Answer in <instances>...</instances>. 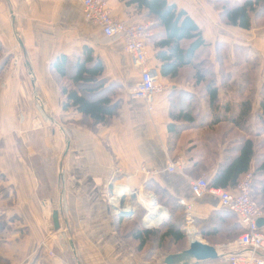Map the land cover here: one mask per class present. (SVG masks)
I'll list each match as a JSON object with an SVG mask.
<instances>
[{
    "label": "crops",
    "instance_id": "1",
    "mask_svg": "<svg viewBox=\"0 0 264 264\" xmlns=\"http://www.w3.org/2000/svg\"><path fill=\"white\" fill-rule=\"evenodd\" d=\"M167 1L185 10L202 29L213 61L217 43L229 47L230 57L233 45L246 50L250 42L264 43V36H259L264 28L242 30L223 24L207 0ZM108 9L112 17L123 22L147 20L144 12L136 9L129 0H109ZM74 20L80 24L84 21L81 4L76 1L0 0V37L12 35L7 39L11 43L15 29L22 33L25 45H48L47 52H54V56H30L31 69L37 83L42 84L46 108L59 110L62 101L48 73L50 61L57 54L78 51L85 43H89L103 60L105 77L122 87L119 116L113 124L98 127L95 133L76 124L81 117L77 112H62L61 117L67 121L69 129V141H66L62 156L58 158L53 154L50 138L47 137V143L44 141L56 161V175L59 166L64 173L63 182L57 175L53 196L50 190L48 197L40 198L34 171L22 162L20 154L12 152L6 156L5 166L0 171L10 189L0 196V203L7 207V216H17L21 221L19 227L5 234L0 252L10 264H163L167 254L161 255L159 250L147 247L138 252L137 243L129 236L130 230H124L126 225L135 221L138 209L143 213L142 223L153 202V196L150 197L152 191L146 190L145 184L154 182L175 199L188 201L195 217L206 218L212 211L221 209L220 204L211 196L193 198L189 181L195 176L188 170L192 165L190 159L185 160L182 172L166 170L169 160L176 158L168 153L167 144L169 89L173 88V83L162 79L168 90L155 96L153 109L148 111L143 100L130 95L129 90L138 80V75L122 41L105 38L97 26L103 38L96 40L95 37L92 42L74 41ZM159 32L160 29L151 27L146 40L152 64L155 52L152 41ZM87 34L88 30H83L82 39ZM178 88L194 91L185 82ZM197 151L188 152L182 142L178 152L173 154L184 152L193 158ZM219 161L205 172L208 179ZM121 189L126 192L124 205L134 210L130 218L117 216L110 207V197ZM45 204L49 209L46 210ZM54 211L58 213L56 223ZM260 227L264 230V224ZM188 242L189 237L185 245L174 253L184 250ZM216 248L222 258L192 261L191 264H226L224 256L238 250L233 242Z\"/></svg>",
    "mask_w": 264,
    "mask_h": 264
},
{
    "label": "trees",
    "instance_id": "2",
    "mask_svg": "<svg viewBox=\"0 0 264 264\" xmlns=\"http://www.w3.org/2000/svg\"><path fill=\"white\" fill-rule=\"evenodd\" d=\"M207 1L223 24L242 30L264 26V0ZM129 3L144 12L145 19L153 21V28L160 29L152 41L154 65L160 77L174 85L169 89L168 100V153L180 149L182 133L188 127L202 131L195 139H202L204 144L190 158L192 165L188 169L194 178L207 172L218 159L217 168L208 179L209 186L233 189L240 178L251 171L253 192L250 195L264 211V138L258 147L254 138L248 136L250 124L256 120L255 138L264 137V83L259 87L256 85L258 59L247 52L237 56L233 71L230 66L226 67L233 59L228 56V46L217 43L213 63L202 29L185 10L167 0H129ZM1 52L0 42V55ZM7 60L4 57L0 62V74ZM49 72L61 96V111H74L81 115L77 125L95 133L98 127L113 124L119 116L121 84L110 82L105 77L104 62L93 47L84 44L79 53L57 54L49 63ZM183 82L191 85L194 91L178 88ZM254 102H257L256 107ZM223 124L232 128L218 131L220 136L216 139V127ZM233 130L241 134H233L227 140V134ZM257 149H260L258 153ZM40 156L49 182L53 184L50 187L53 196L58 180L56 161L46 149L41 150ZM145 189L158 197L157 202L166 206L169 216L162 220L160 228L148 229L142 225L143 213L138 209L133 219L136 224L130 228L129 236L137 243L138 252L147 247L172 254L186 242L185 209L154 182L148 181ZM192 218L202 239L212 246L216 243L213 239L219 235L233 240L244 232L238 217L223 208L212 211L206 218L193 214ZM14 219L20 221L17 216L7 218L0 214V246L9 231L8 221ZM0 264H10L1 252Z\"/></svg>",
    "mask_w": 264,
    "mask_h": 264
},
{
    "label": "rangeland",
    "instance_id": "3",
    "mask_svg": "<svg viewBox=\"0 0 264 264\" xmlns=\"http://www.w3.org/2000/svg\"><path fill=\"white\" fill-rule=\"evenodd\" d=\"M146 21H151V20L147 19ZM261 28H264V26ZM253 29H259V28H253ZM83 30H88V34L83 35V39H82L81 32ZM72 32L74 34V41L76 40L79 43L82 40H84L83 42H92L96 38H97L96 40H98V38L100 37L103 38L102 35L99 33L98 29L96 28V26L86 22L85 20L83 21L82 24L74 20L72 25ZM256 32L259 31H255L254 33ZM261 32L262 33L259 34V36H264V29L261 30ZM14 33H15L13 37L14 39L12 38L11 43H8L7 39H9L12 35L0 37L2 38L0 39V42L2 44L0 62L4 57H7L8 59L6 65L3 67V70L0 74V170L1 167L3 168V166H5L7 155H9L12 152L15 155L20 154V156L22 157L21 159L22 162L26 166H28L32 171H34V174L38 180L39 188H40L38 190V195L41 197L45 194L46 195L49 194L52 188L51 186L53 184L52 182L51 183L49 182L48 175L44 168L45 166L43 160L40 156V152L41 150L46 149L49 151L50 156H52L51 150L46 146L47 143L46 139L48 137L51 140L49 141V143L52 145L51 148L53 154L54 155L56 154V157L60 158L64 152L66 141H69L68 140L69 129L67 128L68 127L67 121H64L63 118L61 117L63 116L64 113V112L62 113L61 109L56 110L54 108H49V106L48 108H46V101L44 99L45 94L44 95L42 94V88L40 87L42 86V84L40 82L37 83L36 77L34 76V72L31 69L30 56H54L53 54L54 52H47L48 45L35 44V43L33 44L31 43L30 45H25L23 42L22 33L15 29H14ZM252 43L250 42V45L245 47L247 48L246 50H244V48H240V47L238 48L233 45L232 46L233 50H231V55L233 59L231 63L228 62L229 65H226V67L230 66V69L234 71L235 70L234 61L238 59L237 56H241L245 52L249 53L251 56H255L259 61L258 72L256 75L257 76L256 85L257 87H259L261 86L262 82L264 83V43H259V44L256 43L252 44ZM87 45L90 46L89 43ZM80 51L81 49H78V51L73 52L71 54L79 53ZM228 56H229V52H228ZM211 61L214 63L213 60ZM48 71H49V65H48ZM48 73L52 82H54V78L52 77L51 73L50 72ZM197 88H198L197 90H200V87ZM256 104L257 102H254V107H256ZM56 111H58V113ZM188 128H189L188 130L182 133L183 143H185V146L189 152H194L196 151V149H201L204 144L202 139L201 141L195 139V136H197L202 131L190 127ZM231 128L232 127L229 126L228 124L219 125L218 127H216L217 134H215L214 137L217 139L220 136V133L218 131L222 129L228 130ZM257 128L258 126L256 124V120L255 121L253 120V124H250V129H249L250 132H248V136L251 135V137L254 138L257 146L260 147V144L264 137L260 135L259 137L255 138L254 134ZM233 134L240 135L241 132L239 131L235 132L233 130V132L227 134L226 136L227 140ZM224 145H227V143H225ZM259 151L260 149H257V153ZM174 152H178V150ZM172 155H174L173 157L181 156L186 161H188L191 158V157L189 158V155H186L184 152H182V154L172 153ZM57 175L59 181L63 182L64 173L60 166L58 167ZM201 175H205V173L199 174V176ZM9 189L10 188L7 185L6 179L4 178L3 173H1L0 171V196H3L4 193L9 192ZM252 192L253 191L251 190L250 193ZM151 195L156 201V206L159 207L162 206L166 208L165 205H162L157 202L158 197H156V195L153 192ZM44 207L46 208V210L49 209V206L47 204H45ZM154 208L151 207L148 208V212H150ZM148 212H146V214H148ZM0 214H3L7 218L12 217V216L10 217L7 216L9 214L7 207L2 205L1 203H0ZM168 214H169L168 210L167 212L165 211V215L162 217L163 219H161V222L165 218H168L169 216ZM20 221L16 219L8 221L9 232L15 230L16 227H19ZM231 222H233V220ZM135 224L136 221H131L129 225H126L127 227L126 226L124 227V230L128 228H129L128 230H130V228H133ZM160 224L150 227L147 226V228L158 229L161 227ZM193 228L195 230V234L197 233V235L195 236H197L203 242H207L206 240L202 239L199 231L197 230L196 227H194V225ZM184 230L186 232V237L188 238L187 236L188 229L185 228V217H184ZM213 240L216 242L214 244L215 247H220L221 245H228L229 243L235 241V239L233 240L224 239L222 235L217 236V238ZM150 247L152 248V246ZM159 252L161 253V255L166 254V252H162L161 250H159Z\"/></svg>",
    "mask_w": 264,
    "mask_h": 264
},
{
    "label": "built area",
    "instance_id": "4",
    "mask_svg": "<svg viewBox=\"0 0 264 264\" xmlns=\"http://www.w3.org/2000/svg\"><path fill=\"white\" fill-rule=\"evenodd\" d=\"M67 1L79 2L84 20L99 27L105 38L122 41L123 49L130 57L132 66L138 75V80L129 90L130 95L134 99L143 100L147 110L151 111L155 96L168 90V86L162 82L157 67L150 63L146 49V40L150 35L153 22L120 21L111 16L108 9L109 0ZM184 167L185 159L178 156L169 160L166 170L170 173H177L182 172ZM251 183V171L244 174L233 189L209 186L206 174L191 178L189 181L190 192L194 199H201L204 196L216 198L220 207L234 213L244 227V232L233 242L237 245L238 250L224 256L226 264H264V230L257 224L258 219L264 218V211L260 209L257 202L250 195ZM117 198L119 201L123 200L122 207L125 208V197H118L117 193L110 197V205ZM178 203L185 209V228L193 227L192 204L182 198L178 200ZM160 208L167 212L165 207L160 206ZM148 214L142 220V225L144 227L155 226L148 223L146 219ZM187 236L189 237V234Z\"/></svg>",
    "mask_w": 264,
    "mask_h": 264
},
{
    "label": "water",
    "instance_id": "5",
    "mask_svg": "<svg viewBox=\"0 0 264 264\" xmlns=\"http://www.w3.org/2000/svg\"><path fill=\"white\" fill-rule=\"evenodd\" d=\"M123 200L121 199L118 204H111V208L115 211L117 216H121L123 218H130L134 215V210L128 209L125 210L123 207ZM156 206V201L153 200L149 208H154ZM58 213L56 211L53 212V220L56 223V217ZM258 226L264 224V218H260L257 221ZM55 224V228H56ZM197 235V233H196ZM222 258V255L218 252L215 246L209 245L207 242H203L201 239L199 240H190L188 242V246L177 253L167 254L163 258V264H191L194 262H206V261H214Z\"/></svg>",
    "mask_w": 264,
    "mask_h": 264
},
{
    "label": "bare ground",
    "instance_id": "6",
    "mask_svg": "<svg viewBox=\"0 0 264 264\" xmlns=\"http://www.w3.org/2000/svg\"><path fill=\"white\" fill-rule=\"evenodd\" d=\"M125 190L121 189V191L117 192V196H123L125 194ZM153 200V199H152ZM119 203V199L117 198V200L114 201L113 204H118ZM128 207H125V210H128ZM165 215V210L160 208V207H155L154 210H151L148 214V216L146 217L147 221L150 222V225H158L161 218ZM163 219V218H162ZM188 234H189V239L190 240H199V238L197 236H195V230L193 227H190L188 229Z\"/></svg>",
    "mask_w": 264,
    "mask_h": 264
}]
</instances>
